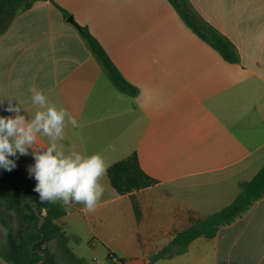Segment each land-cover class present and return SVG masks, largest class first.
Masks as SVG:
<instances>
[{
    "label": "crops",
    "instance_id": "crops-1",
    "mask_svg": "<svg viewBox=\"0 0 264 264\" xmlns=\"http://www.w3.org/2000/svg\"><path fill=\"white\" fill-rule=\"evenodd\" d=\"M52 1L109 47L136 95L114 87L50 0H35L0 34V116H14L8 103H22L20 114L33 118L34 86L79 123L65 129L66 152L100 153L109 167L135 156L145 186L118 195L106 174L96 211L63 205L56 225L67 246H90L93 264H107V252L144 264L176 233L229 205L264 163V0H185L232 44L236 64L199 40L167 0ZM46 146L41 136L33 147ZM31 152L9 158L28 173ZM154 264H264V197L213 239L198 238L185 254Z\"/></svg>",
    "mask_w": 264,
    "mask_h": 264
},
{
    "label": "trees",
    "instance_id": "trees-1",
    "mask_svg": "<svg viewBox=\"0 0 264 264\" xmlns=\"http://www.w3.org/2000/svg\"><path fill=\"white\" fill-rule=\"evenodd\" d=\"M33 1L35 0H0V34L8 27L17 11L29 9ZM50 1L65 18L69 17L67 12ZM167 2L180 21L223 61L228 64L237 63L232 44L194 16L186 6L185 0ZM75 27L114 87L121 93L135 96L134 87L121 76L89 30L77 24ZM107 178L118 195L131 193L147 183L143 182V175L137 170L134 155L110 166L107 169ZM35 184V179L18 166L10 172L0 168V211L13 213L18 221L15 235L7 238L6 247H0V259L6 264H56L53 256L43 248V245L55 239L65 264H89L71 253L65 233L56 225V222L67 214L66 208L59 201L40 203L39 196L34 191ZM238 189V195L228 206L176 233L167 245L152 254L144 264H154L185 254L191 242L198 238L213 239L220 228L230 225L247 212L255 202L264 197V163L251 180L239 183ZM130 199L135 220L138 222L141 218L139 206L133 196ZM35 206L39 217L34 215ZM40 217L43 218V224L39 228ZM41 253L45 256L43 257ZM107 261L110 264H125L123 260L117 259L109 252Z\"/></svg>",
    "mask_w": 264,
    "mask_h": 264
},
{
    "label": "clouds",
    "instance_id": "clouds-1",
    "mask_svg": "<svg viewBox=\"0 0 264 264\" xmlns=\"http://www.w3.org/2000/svg\"><path fill=\"white\" fill-rule=\"evenodd\" d=\"M28 91L40 110L27 120L20 114L25 110L22 103H8L6 111L15 115L0 116V168L12 171L16 162L9 157L26 156L31 149L34 164L28 167V173L36 181L34 191L40 203L62 201L66 208L82 204L86 214L93 213L106 191L102 180L109 165L100 153L66 152L61 143L65 129L67 125L79 127L77 119L67 109L51 105L42 90L33 86ZM41 136L47 137L48 146L34 148ZM110 148L114 150V146ZM0 231L7 233L6 229Z\"/></svg>",
    "mask_w": 264,
    "mask_h": 264
},
{
    "label": "rangeland",
    "instance_id": "rangeland-1",
    "mask_svg": "<svg viewBox=\"0 0 264 264\" xmlns=\"http://www.w3.org/2000/svg\"><path fill=\"white\" fill-rule=\"evenodd\" d=\"M102 49L105 51L106 55L109 57V53H107L109 52V47L108 46L104 48L102 47ZM59 202L63 205L62 201H59ZM0 228L7 230L6 235L3 231H0V247L2 248V247H6L5 245H7V238L9 236L15 235L17 228H18V221L15 218L13 213L0 211ZM68 247L72 250V252L77 257H82L84 258V260L88 258L86 259V261L90 264H93V261H92L93 258H97L96 255L92 253L90 246L86 243H80L78 245H75L72 242H70L68 244ZM43 248H45L48 251V253L53 256L56 264H65L57 248L55 239H52L50 242L43 245ZM107 253H106V256H107ZM107 264H110V263L107 261Z\"/></svg>",
    "mask_w": 264,
    "mask_h": 264
},
{
    "label": "water",
    "instance_id": "water-1",
    "mask_svg": "<svg viewBox=\"0 0 264 264\" xmlns=\"http://www.w3.org/2000/svg\"><path fill=\"white\" fill-rule=\"evenodd\" d=\"M67 21H68L69 23H71V24H75L74 21H73V19H72V17H68ZM33 212H34V215H35L36 217H39V214H38V212H37V207H36V206L34 207ZM42 224H43V218L40 217L39 228L42 226ZM41 254H42L43 257L45 256L44 253H41ZM40 264H41V263H40Z\"/></svg>",
    "mask_w": 264,
    "mask_h": 264
}]
</instances>
